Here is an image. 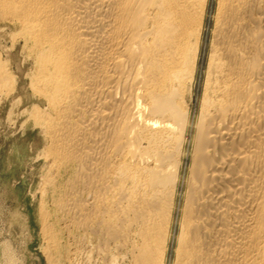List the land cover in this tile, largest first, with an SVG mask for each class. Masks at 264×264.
Listing matches in <instances>:
<instances>
[{
    "label": "bare ground",
    "instance_id": "obj_1",
    "mask_svg": "<svg viewBox=\"0 0 264 264\" xmlns=\"http://www.w3.org/2000/svg\"><path fill=\"white\" fill-rule=\"evenodd\" d=\"M211 4L0 0V98L19 47L10 116L43 135L49 257L73 234L103 264H169L174 240L172 264H264V0Z\"/></svg>",
    "mask_w": 264,
    "mask_h": 264
},
{
    "label": "rangeland",
    "instance_id": "obj_2",
    "mask_svg": "<svg viewBox=\"0 0 264 264\" xmlns=\"http://www.w3.org/2000/svg\"><path fill=\"white\" fill-rule=\"evenodd\" d=\"M215 8L216 0H212L210 15ZM210 27L209 23L195 88L198 97L203 89L207 69ZM0 42L1 49L11 48V35L7 34L3 39H0ZM4 58H9L6 52H4ZM10 59L13 60V70L20 77V93H16L13 98L7 99L5 96L0 98V264H88L89 262L90 264H103V258L98 256L96 251L97 242L87 245L90 247H84L75 242L76 238L73 234L71 236L64 235L60 246L65 249L72 245L70 247H75L74 249L77 250H75L77 252L74 254L75 256L72 255L69 260H65L64 257L57 255H50V257L52 256L50 258L46 253L48 243L43 237L40 219L42 198L40 190L45 170V161L41 156L44 139L38 128L31 125L25 127L22 124L25 122V117L22 116L23 108L10 116L12 102L20 95L22 97L29 95V80L26 71L22 74L18 73V67H21L24 59L19 47L12 52ZM198 102L196 100V103ZM173 242L169 264H172L175 257L176 243L175 240ZM75 244L76 246H73ZM77 247L79 248L77 249ZM80 248L85 250H80ZM80 252L83 253L80 254ZM74 257L76 258L74 259ZM96 259L98 260L96 261ZM118 261L116 260L115 264H128L127 261Z\"/></svg>",
    "mask_w": 264,
    "mask_h": 264
}]
</instances>
